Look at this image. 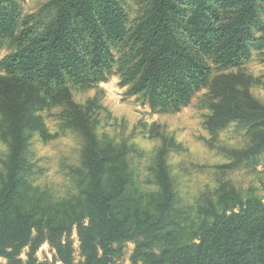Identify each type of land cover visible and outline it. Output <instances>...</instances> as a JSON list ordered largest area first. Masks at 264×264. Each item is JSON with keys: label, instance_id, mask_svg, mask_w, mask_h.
Listing matches in <instances>:
<instances>
[{"label": "trees", "instance_id": "1", "mask_svg": "<svg viewBox=\"0 0 264 264\" xmlns=\"http://www.w3.org/2000/svg\"><path fill=\"white\" fill-rule=\"evenodd\" d=\"M139 3L131 21L125 0H50L25 17L17 0H0V49L13 48L0 63V133L9 148L0 159V257L7 264H51L37 256L45 243L61 264H122L126 242L135 244L131 264H264L262 198L222 183L188 237L167 161L175 140L161 135L156 189L144 191L127 143L101 140L95 101L76 103L67 85H90L117 65L130 94L160 112H178L209 89L206 128L217 136L237 123L250 144L227 152L234 164L254 158L264 151V104L251 93L255 79L233 70L264 52V0ZM54 106L62 107L63 129L83 141L78 193L64 200L28 177L32 134L48 139L40 113Z\"/></svg>", "mask_w": 264, "mask_h": 264}, {"label": "rangeland", "instance_id": "2", "mask_svg": "<svg viewBox=\"0 0 264 264\" xmlns=\"http://www.w3.org/2000/svg\"><path fill=\"white\" fill-rule=\"evenodd\" d=\"M17 1L25 17L38 13L50 0ZM125 1L130 20L133 21L141 12V5L139 0ZM12 52L11 46L0 49V63ZM233 72L255 79L251 93L264 104V52L255 51L251 61ZM0 75H6L1 66ZM67 85L76 103L86 105L90 99L95 101L92 116L101 140L127 143L131 168L144 191L156 189L153 175L156 153L162 143L161 135L175 140L177 148L169 153L167 161L178 194L181 222L191 228L188 229V237L202 221L201 207L217 200V190L222 183L234 186L244 197L255 194L264 200V151L254 158L234 164L227 151L247 148L250 138L247 130L237 123L231 124L217 136L208 131L205 120L210 113L209 89L196 93L191 103L178 112H160L152 109L142 95L130 94V86L123 84L117 65L106 72L105 78L97 79L90 85L71 80ZM61 111L62 107L54 106L40 113L48 139L45 140L40 132H34L27 155L31 165L28 177L32 185L55 200L69 199L78 193L76 169L80 164L83 144L76 131L63 129ZM8 152V143L0 133V159L5 160ZM71 238L76 261H82L75 230ZM134 247L133 242L125 243L122 264H131ZM27 251L25 249L21 255L24 260ZM54 255L48 243L43 244L37 252L40 261L61 264L55 262ZM7 263V259L0 257V264Z\"/></svg>", "mask_w": 264, "mask_h": 264}]
</instances>
